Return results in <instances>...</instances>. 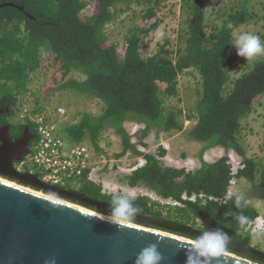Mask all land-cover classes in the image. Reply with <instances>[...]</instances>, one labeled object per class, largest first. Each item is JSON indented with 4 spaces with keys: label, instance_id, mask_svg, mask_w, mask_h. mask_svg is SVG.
<instances>
[{
    "label": "trees",
    "instance_id": "obj_1",
    "mask_svg": "<svg viewBox=\"0 0 264 264\" xmlns=\"http://www.w3.org/2000/svg\"><path fill=\"white\" fill-rule=\"evenodd\" d=\"M163 1L93 0L94 12L83 15L88 0H0V4H13L0 7V105L8 110L3 122L14 135L27 129L33 136L31 151L36 141V123L31 116L39 112L34 109L24 121L11 118L20 106V96L28 90L30 73L41 66L46 53L60 76L52 78L51 92L69 91L100 104L99 114L85 111L75 122L59 127L65 140L89 144L99 155L100 134L112 130L122 147L116 158L126 153L142 156L144 163L122 177L128 187L145 191L134 198L138 214L195 224L199 212L205 211L232 241L249 242L246 228L256 220L258 211L248 202L242 210L237 209L227 193L232 179L242 178L264 203V156H249L242 136L246 118L264 95V57L243 69L232 64L230 51L234 30L257 14L248 0L227 8L219 5L216 10L206 8L207 0H179L188 17L186 28L177 34L179 46L174 50L164 38L156 51L148 54L142 42L162 21L157 12ZM135 6L140 7L144 24L129 28L123 42L109 43L106 25L118 12ZM260 6L264 18V2ZM212 13L216 17L209 21ZM228 22L234 24L233 29L222 27ZM71 72L80 77L71 76ZM186 72L196 73L199 79L192 113L186 117L194 118L195 124L186 136L202 143V151L214 147L224 151L213 161L201 160L194 170L165 165L162 147L157 153L138 149L146 146L143 139L150 130H184L177 84L178 76ZM231 72L239 74L232 77ZM129 124L136 129L129 131ZM230 153L239 159L235 172ZM78 190L110 203L114 196L86 176ZM148 194L177 204L163 205ZM241 211L250 221L244 229L235 218Z\"/></svg>",
    "mask_w": 264,
    "mask_h": 264
},
{
    "label": "water",
    "instance_id": "obj_2",
    "mask_svg": "<svg viewBox=\"0 0 264 264\" xmlns=\"http://www.w3.org/2000/svg\"><path fill=\"white\" fill-rule=\"evenodd\" d=\"M7 5L13 4L2 3L0 7ZM32 137L24 132L13 140L9 125L0 126V176L32 188L29 191L0 180V264H44L48 257H55L56 264H133L139 250L155 243L158 237L159 250L167 258L165 264H184L182 244L191 239L133 224L118 228L98 220L94 212L66 203L101 213L108 211L107 201L77 189L47 184L36 174L17 172L13 162L28 154ZM199 215L205 228L218 227L207 212ZM133 222L190 238L201 231L188 224L141 214ZM218 264H264V251L248 242L231 240Z\"/></svg>",
    "mask_w": 264,
    "mask_h": 264
},
{
    "label": "rangeland",
    "instance_id": "obj_3",
    "mask_svg": "<svg viewBox=\"0 0 264 264\" xmlns=\"http://www.w3.org/2000/svg\"><path fill=\"white\" fill-rule=\"evenodd\" d=\"M239 1L241 0H207L206 8L209 9V6H211V9L216 10L219 5H222V8H227L229 5L236 4ZM248 1L249 6L251 9H253V11H255L257 17H255L252 21L236 28L233 33L234 40L238 33L245 31L257 34L260 36L261 40H264V18L263 11L260 6V3H263L264 0ZM92 12H94V2L93 0H88V4L82 11V14L88 15ZM157 13V17L162 19V21L160 22L158 28L155 31L150 32L142 42V47L148 54L156 51L159 44L162 43L156 38V33L160 30L165 32V38L170 40L172 45L171 48L176 50L179 46L177 34L178 32L184 31L188 23L187 14L180 9L179 0H164ZM140 14V7L137 6L133 7L132 10L129 11L118 12L115 18L106 25L108 42L121 43L123 42L129 28L135 25L144 24V22H141L140 20ZM208 16L209 21H212L215 19L216 14L212 13V15L208 14ZM230 52L233 61L232 64L234 66L245 69L252 65L255 61L246 62L243 60V58L237 57L233 47L231 48ZM232 74V77H235L239 73L236 72ZM70 75L73 77H80V75L76 72H71ZM54 76L56 78L60 77L56 72V69L50 64L47 54L43 53L41 66L30 73L28 90L20 96V106L18 109L15 108L16 112L13 118H11V121H24L26 116L32 115L31 112L34 109H36L39 113H48L53 119L55 117L54 115L56 108L63 107L65 109L64 118L60 120V117H55L56 120L54 122L56 129H59V127L63 124L75 122L78 115L82 112L88 111L94 114L100 113V104L95 99H91L85 95L74 94L69 91L51 92L50 89L54 85L52 83V78ZM198 81L199 79L196 73L192 74L191 72H186L178 76L177 87L180 98L178 106L181 107L182 110L181 119L184 130L180 132H157L155 130H150L147 136L143 139V141L146 143V146L138 147V149L144 153H157L159 148L162 147L166 150V153L162 157L165 165L172 167H184L187 170H194L199 167L201 160L210 162L224 154L223 150L219 151L218 149L214 148H207L206 150L202 151V143L192 141L186 136V131L195 124L194 118L187 119L186 117L192 113V109L195 104V89L198 87ZM174 100L175 99H172L171 103H173ZM243 126L244 128L242 130V136L243 140L245 141L244 143L247 154L249 156L255 155L260 159L263 158L264 95L255 102L254 110L246 118ZM136 127V125L129 124L128 130L134 131ZM67 146L69 147V143H67ZM99 146L101 148L99 155H106L108 159H116L115 155L120 153L122 149L119 137L112 130H105L100 134ZM119 158H121V160L116 162L113 166H109L108 168L105 167L99 173H96V177H99L104 182V191L114 195L118 192L121 194H128L133 198L145 195V191L142 189H132L128 187L122 178L124 174L129 173L131 170L144 163L142 156H136L129 153L125 156L122 155ZM230 161L233 165V168L235 169L238 166L239 159L230 153ZM1 179L8 180L4 177H1ZM8 181L11 183L13 182L15 185L21 186L18 182L11 180ZM233 187H238L241 191H243L248 197L247 202L255 206L259 211L258 220L252 224L253 228L248 229L247 233L250 235V245H254L257 249L264 250V228H260V226L264 227V203L260 198L254 195L250 184L244 179L234 178L230 190ZM25 188L32 190L30 187ZM149 196L152 200L156 199V197L153 195ZM74 205L96 214H100L99 211L94 209L83 207L76 203ZM163 214L165 213L163 212ZM129 224L174 234L136 222H131Z\"/></svg>",
    "mask_w": 264,
    "mask_h": 264
},
{
    "label": "clouds",
    "instance_id": "obj_4",
    "mask_svg": "<svg viewBox=\"0 0 264 264\" xmlns=\"http://www.w3.org/2000/svg\"><path fill=\"white\" fill-rule=\"evenodd\" d=\"M209 10H211V6H209ZM222 27L231 30L234 28V24L228 22L226 26L222 25ZM156 38L162 42L165 38V32L158 31ZM232 47L235 49L236 56L243 58L246 62L264 57V40H261L259 35L251 32L238 33ZM227 197L237 209L242 210L246 207V194L238 187H233L228 191ZM139 211L140 209L135 205L132 196L118 192L113 196L108 211L101 212L97 219L118 228H123L135 221ZM235 218L241 229H244L250 223L249 218L242 211ZM199 233L198 236L182 244L185 257L184 264H218L220 258L229 249L231 243L229 234L218 227L204 228ZM160 242V237H158L155 243H150L141 248L135 255L133 264H165L167 258L159 250ZM44 264H56V258L48 257L44 260Z\"/></svg>",
    "mask_w": 264,
    "mask_h": 264
},
{
    "label": "built area",
    "instance_id": "obj_5",
    "mask_svg": "<svg viewBox=\"0 0 264 264\" xmlns=\"http://www.w3.org/2000/svg\"><path fill=\"white\" fill-rule=\"evenodd\" d=\"M64 114L65 109L57 107L54 116L60 117V120H62L65 116ZM31 117L36 123V141L31 151L29 150L23 159L13 162V167L17 172L36 174L41 181L47 184L70 189H78L81 180L86 176L89 181L101 184L103 188L104 182L99 177H96V173H99L105 167L113 166L121 158L108 159L106 155H95L89 144L69 143L68 147V142L55 127V117L52 119L48 113H37ZM127 154L129 153L125 155ZM239 166L238 161V166L235 169L232 165V171L235 172ZM233 180L234 178L231 181V185ZM155 200L163 205L177 204L176 202L163 201L158 198ZM191 200H195V197L192 196ZM252 224L246 228V231L253 228ZM260 228L264 227L260 226Z\"/></svg>",
    "mask_w": 264,
    "mask_h": 264
},
{
    "label": "flooded vegetation",
    "instance_id": "obj_6",
    "mask_svg": "<svg viewBox=\"0 0 264 264\" xmlns=\"http://www.w3.org/2000/svg\"><path fill=\"white\" fill-rule=\"evenodd\" d=\"M0 108H2V112L0 113V126H2V125H6V123L7 122H3V117L2 116H4L5 114H7V112H8V110L6 109V107L3 105H0ZM24 132H28L27 131V129L26 128H24V130L21 132V134H19V135H14V134H12L11 133V130H10V128H9V136L14 140L15 138H17V137H19V136H21V135H23V133ZM29 133V132H28ZM30 134V133H29ZM30 144H31V142H29V150H30ZM78 190V189H77ZM108 202V201H107ZM108 203H110V202H108ZM154 218H160V219H165V220H171V221H176V222H180V221H178V220H175V219H173V218H166L165 216H163V217H154ZM180 223H184V224H188V225H191V226H193V227H196L197 229H199V230H203L205 227H204V225H203V223H202V220H201V218H198V220H197V222L195 223V224H191V223H185V222H180ZM169 231V230H168ZM170 232V231H169ZM174 234H178V235H181V236H184V237H188V238H190L189 236H187V235H185V234H181V233H176V232H173ZM192 239V238H191ZM249 243V242H248ZM250 244V243H249ZM254 248H256L255 246H253Z\"/></svg>",
    "mask_w": 264,
    "mask_h": 264
},
{
    "label": "bare ground",
    "instance_id": "obj_7",
    "mask_svg": "<svg viewBox=\"0 0 264 264\" xmlns=\"http://www.w3.org/2000/svg\"><path fill=\"white\" fill-rule=\"evenodd\" d=\"M0 180L5 181V182H8V183H11V182H9L8 180L1 179V177H0ZM11 184H14V183L12 182ZM19 187H21V188H23V189H26V190H29V191H30V189L25 188L24 186H19ZM40 194H41V193H40ZM50 197H51V196H50ZM66 203H68V202H66ZM68 204L73 205V206H76V205L71 204V203H68ZM76 207H78V206H76ZM80 208H81V207H80ZM82 209H84V208H82ZM98 215H99V214H98Z\"/></svg>",
    "mask_w": 264,
    "mask_h": 264
},
{
    "label": "crops",
    "instance_id": "obj_8",
    "mask_svg": "<svg viewBox=\"0 0 264 264\" xmlns=\"http://www.w3.org/2000/svg\"><path fill=\"white\" fill-rule=\"evenodd\" d=\"M214 149H218L219 151H221V150H223L222 148H220V147H214ZM253 206V205H252ZM255 207V206H254ZM256 208V207H255ZM256 210L258 211V209L256 208ZM258 213H259V211H258Z\"/></svg>",
    "mask_w": 264,
    "mask_h": 264
}]
</instances>
